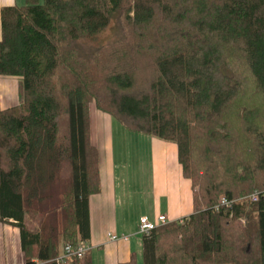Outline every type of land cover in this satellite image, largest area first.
Here are the masks:
<instances>
[{
    "label": "trees",
    "instance_id": "1",
    "mask_svg": "<svg viewBox=\"0 0 264 264\" xmlns=\"http://www.w3.org/2000/svg\"><path fill=\"white\" fill-rule=\"evenodd\" d=\"M0 21V77L18 84L0 109V222L25 264L90 238L91 104L176 144L192 182L194 213L143 236V264H264V0H25Z\"/></svg>",
    "mask_w": 264,
    "mask_h": 264
},
{
    "label": "crops",
    "instance_id": "2",
    "mask_svg": "<svg viewBox=\"0 0 264 264\" xmlns=\"http://www.w3.org/2000/svg\"><path fill=\"white\" fill-rule=\"evenodd\" d=\"M24 4L25 0H0V12L5 6H21ZM1 97L2 109L18 103V96L13 98V94L10 92L2 91ZM90 118L91 141L100 150L101 190L99 193L92 195L89 200L90 238L88 242L91 245V250L94 247H104L107 249L105 264L126 263L131 260L133 253L136 254L137 262L140 264L139 256L142 254L143 239L139 240L132 235L137 233L135 229L138 228L142 217L146 216L151 221L153 219L149 213H139L137 208H135V211H132L131 208H124L123 211H119L121 192L118 185L113 118L108 114L98 111L94 106L90 108ZM125 133L121 131L120 135L127 137L128 134L125 135ZM147 137L145 141L150 148L153 187L156 189L155 194L156 196L159 195L158 189L164 183L167 185V194L170 193V198H168L169 205L166 212L161 211L158 214L155 211V215H165L170 222L191 215L194 213V191L192 182L183 175L182 166L178 160L177 145L154 137ZM183 209L185 210L184 213ZM0 225H3V231H5L3 234L4 241H6L5 234L7 230L11 232L18 231L21 249L19 228L9 223L0 222ZM110 234L127 236L128 239L111 241L109 238ZM11 262L7 258V264H11Z\"/></svg>",
    "mask_w": 264,
    "mask_h": 264
},
{
    "label": "rangeland",
    "instance_id": "3",
    "mask_svg": "<svg viewBox=\"0 0 264 264\" xmlns=\"http://www.w3.org/2000/svg\"><path fill=\"white\" fill-rule=\"evenodd\" d=\"M110 36V32H106L103 37ZM1 82H3L1 84ZM2 91H7L13 94V98L17 97L18 84L15 79L0 77V109ZM12 98V97H11ZM12 98V99H13ZM14 101V100H13ZM91 106H94L91 104ZM115 146H116V161H117V175L118 185L121 192V206L120 210L124 208H131V210L149 213L150 217L155 223H158V214L166 212L169 205L170 193L167 194V185L163 184L158 189L159 195L156 196V189L153 187V171L151 164L150 148L145 141L148 137L137 133H132L126 130L122 125L113 119ZM126 132L127 137L120 135V132ZM146 138V139H145ZM63 185L59 184L51 192V199L48 201V206L58 204L61 200ZM198 189V188H197ZM143 197V198H141ZM54 204V205H55ZM158 213L157 215H155ZM183 209V213H184ZM121 214V212H120ZM51 218V215H49ZM140 224V222H139ZM6 230V229H5ZM133 234L134 238L143 239V235L138 232ZM3 225H0V264H7V258L10 259L11 264H25L22 251L20 249V241L18 231L11 232L7 230L5 240H3ZM7 252V253H6ZM107 249L104 247H94L89 252L88 257L92 264H105V256ZM92 256V257H91ZM140 264H143L142 254L139 256Z\"/></svg>",
    "mask_w": 264,
    "mask_h": 264
},
{
    "label": "built area",
    "instance_id": "4",
    "mask_svg": "<svg viewBox=\"0 0 264 264\" xmlns=\"http://www.w3.org/2000/svg\"><path fill=\"white\" fill-rule=\"evenodd\" d=\"M257 193H254L250 196L251 200H257ZM234 201H230L225 197L220 198L217 207H231ZM170 220L165 215H160L158 218V223L151 221L148 217L144 216L140 219L139 230L143 236H149L154 229H156L160 225H164L169 223ZM109 238L111 241H116L119 239L127 240V236H117L114 234H110ZM91 250V245L88 241H83L82 243L77 244H67L64 247V250L60 256L56 258V264H66V261L69 258H82L86 256Z\"/></svg>",
    "mask_w": 264,
    "mask_h": 264
},
{
    "label": "bare ground",
    "instance_id": "5",
    "mask_svg": "<svg viewBox=\"0 0 264 264\" xmlns=\"http://www.w3.org/2000/svg\"><path fill=\"white\" fill-rule=\"evenodd\" d=\"M251 202H253L252 200H251ZM82 243V242H81ZM85 257V256H84ZM83 258V257H82ZM79 259H81V258H79Z\"/></svg>",
    "mask_w": 264,
    "mask_h": 264
}]
</instances>
